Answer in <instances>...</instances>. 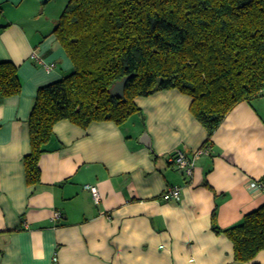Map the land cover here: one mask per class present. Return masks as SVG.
<instances>
[{"label": "crops", "instance_id": "0c3cea01", "mask_svg": "<svg viewBox=\"0 0 264 264\" xmlns=\"http://www.w3.org/2000/svg\"><path fill=\"white\" fill-rule=\"evenodd\" d=\"M69 2L0 0V62L13 63L23 84L0 104V264H244L214 221L225 230L264 205V189L252 186L264 179V96L236 106L209 145L193 99L178 90L136 98L123 124L61 121L40 182L28 183L38 91L74 72L56 35ZM200 151L191 177L173 162ZM173 187L180 200L166 198ZM249 264H264V251Z\"/></svg>", "mask_w": 264, "mask_h": 264}, {"label": "trees", "instance_id": "16d2710c", "mask_svg": "<svg viewBox=\"0 0 264 264\" xmlns=\"http://www.w3.org/2000/svg\"><path fill=\"white\" fill-rule=\"evenodd\" d=\"M56 35L74 72L38 91L29 184L40 182V159L61 121L123 124L136 98L178 90L193 99L209 145L236 106L264 96V0H70ZM125 78V97L113 96ZM22 88L18 68L0 62V104ZM214 230L233 243L237 262L253 263L264 251V205L225 230L214 221Z\"/></svg>", "mask_w": 264, "mask_h": 264}, {"label": "built area", "instance_id": "2783aa9c", "mask_svg": "<svg viewBox=\"0 0 264 264\" xmlns=\"http://www.w3.org/2000/svg\"><path fill=\"white\" fill-rule=\"evenodd\" d=\"M2 14H3L2 7L0 5V30L2 29V23H1ZM33 58L38 59L39 63L49 70H52L54 68L53 64L49 65V64L45 63L44 60H40V58L36 54H33ZM202 153L203 152H201V151L198 152L193 159H188L182 153H178L177 157L173 160V162L179 170H181L182 172H184L186 174V176L191 177L193 175V172H194L195 162H196V160L199 159V157ZM252 186L256 187V188L258 187V188L264 189V179L257 181V182L256 181L253 182ZM90 190L92 193L93 201H94L95 205L98 206L102 201L101 192L97 186H91ZM166 198L180 200L181 189L179 187H173V188L168 189L167 194H166ZM55 218H56V220H60L62 218V216L60 213H56ZM54 261H57V258H55Z\"/></svg>", "mask_w": 264, "mask_h": 264}, {"label": "water", "instance_id": "95a60500", "mask_svg": "<svg viewBox=\"0 0 264 264\" xmlns=\"http://www.w3.org/2000/svg\"><path fill=\"white\" fill-rule=\"evenodd\" d=\"M128 80H129L128 78H125L121 82L116 83L113 86V88L111 89L110 93L113 96H117L119 98H124L125 97V88H126V84H127ZM142 143L145 144L149 148L151 147V142H150V139L148 138L147 135L143 136Z\"/></svg>", "mask_w": 264, "mask_h": 264}]
</instances>
